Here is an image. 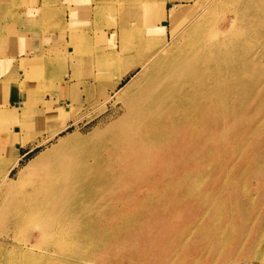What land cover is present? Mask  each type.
I'll list each match as a JSON object with an SVG mask.
<instances>
[{
	"label": "rangeland",
	"instance_id": "rangeland-1",
	"mask_svg": "<svg viewBox=\"0 0 264 264\" xmlns=\"http://www.w3.org/2000/svg\"><path fill=\"white\" fill-rule=\"evenodd\" d=\"M213 1L21 0L12 4L8 0L1 5L0 74L7 72L11 63L1 51L10 47L17 34L10 24L13 18L3 15H10L18 5L33 13L29 24L42 30L39 41L63 44L64 52L58 49L44 53V66L26 58L21 86L34 90L16 104L0 107V259L10 250L23 249L22 255L15 256L18 264H264V0H239L238 7L245 5L240 9L242 17L231 4ZM173 8L178 12L167 15ZM49 32L52 37H43ZM211 32L225 33L224 44L231 51H225L219 62H196L184 71L191 77V127L178 126L172 131L176 130L179 144L190 136L191 141L178 152L175 146L166 148L165 153L157 152L156 140L147 135L143 138L147 133L143 124L124 127V120L136 108L129 105V100L109 96V80L102 84L94 79L99 62H105L108 56L115 59L113 49L127 55L125 62H130L133 69L123 79V87L156 43L178 44L184 34L193 42L198 34ZM144 44L147 52L138 50ZM185 54L180 50L175 57ZM57 71L63 74L60 84L70 91L69 98L40 95L41 91L55 89ZM141 78V85L146 86L154 76L144 71ZM45 107L51 108L52 116L56 113L53 108L63 111L69 127L29 153V148H21L23 157L6 178L17 156L13 136L22 128L16 120L4 118L6 113L17 112L21 120L27 119L30 126L24 128L22 137L30 135L38 140L47 135L51 123L59 121L58 115L50 122L49 116L45 119L43 115L23 113L26 109L43 112ZM130 132L133 135L129 136ZM140 151L149 155L146 166L153 171L145 176H159V185L150 178L141 179L147 183L137 181L144 163L135 161L133 153ZM176 154L191 158V166L185 170L195 177L194 181L203 179L197 183L201 196L196 191L191 193L188 210H155L149 204L160 186L164 188L169 181L166 173ZM200 173L203 177H197ZM243 190L246 197L242 200ZM231 195L240 202L247 201V205L237 207L229 201L226 208L218 207L224 202L219 203L221 199ZM201 199L211 200L214 207L201 205ZM38 204L44 209L36 212ZM34 214L38 216L35 219ZM44 225L50 226L51 233L55 228L62 235L49 238ZM136 234L141 236L135 238ZM90 257L97 263L85 262Z\"/></svg>",
	"mask_w": 264,
	"mask_h": 264
},
{
	"label": "bare ground",
	"instance_id": "bare-ground-1",
	"mask_svg": "<svg viewBox=\"0 0 264 264\" xmlns=\"http://www.w3.org/2000/svg\"><path fill=\"white\" fill-rule=\"evenodd\" d=\"M226 2L228 5L231 4V7H233L237 13V16L242 17V11L240 9L243 10V7H245L244 4H242V6L238 7V1L239 0H214L213 2ZM250 2V1H249ZM165 8V7H164ZM212 10V9H211ZM178 11L175 10L174 8L169 12L166 13L167 15L171 16V15H175ZM166 14L164 13V18L166 16ZM137 18V17H136ZM136 25V24H135ZM149 25V24H148ZM137 26V25H136ZM135 26V27H136ZM146 26V24H145ZM138 27V26H137ZM115 34L118 33V31H114ZM151 31L148 30V33H150ZM225 34V33H224ZM224 34L217 32V33H200L198 34L197 38L195 41L191 42V37L184 34V40L181 41V43L178 44H174L173 42H168V43H164V41H162L163 37L161 38L163 44H157V46H155L154 50H150L151 52L146 56V58L137 64L136 68H139L137 73L135 75H133L131 77V79L123 86L121 87L120 85L122 84L123 79L125 78L126 75H128L129 73H131V70L133 69V67L131 66L132 64L125 62V58L127 57V55L125 53H120L119 50H115L113 49L111 53H113V55H117V57H115V59H108L105 62H99V66H98V73L94 76V79L97 80L98 82L102 83L105 82L106 80H109L111 82V92L109 93V96H111L110 94H115L117 96L122 97V99H126L129 100L128 103L129 105H131L132 107L136 108V111L132 112V114L130 113L126 120H124L123 124L124 127H130V126H134V125H142L145 126L146 129H143L144 132L147 131V133L143 134V138L145 137L144 135H147V138H152L154 140H156V143L158 144L157 147V152H162L164 151L166 148H171L172 146H175L176 151L178 152V148L181 149V146L184 147L187 144V141H191V136L189 137V139L187 141H184L182 144H179V138L177 135L176 130L172 131L173 128L178 127V126H186L184 129H189L191 127V86H189V84L191 83V77L190 75L187 74V72H184L187 68H191V64H194L196 62H203V63H212V62H219L220 61V56L225 52V51H231V48H226L225 44H224V40L225 37L223 36ZM164 36V35H163ZM154 38V37H152ZM222 41V42H220ZM161 42V43H162ZM146 43V41H145ZM154 43V44H155ZM221 43V44H220ZM152 44V42H151ZM153 44V45H154ZM155 44V45H156ZM148 46L144 44L143 48H138V50H143L145 52H147L148 50ZM180 50H184L186 51V57H180V56H176L175 57V53H179ZM124 52V51H123ZM111 56V55H110ZM104 59H102L103 61ZM141 60V59H140ZM100 61V60H99ZM192 61V63H191ZM129 64V66H127ZM175 66H172V65ZM168 66H171L169 69H166ZM134 68V69H136ZM150 68V69H149ZM149 69V70H148ZM144 71H146V73H149L151 75L154 76V79L150 80L149 82H146V86L141 85V75L144 73ZM142 73V74H141ZM72 75V74H71ZM181 76H185L187 78H185L184 80L181 79ZM70 79V78H69ZM71 80V79H70ZM69 80V81H70ZM67 80L64 79V83H66ZM110 86V85H109ZM110 89V88H109ZM253 93V92H252ZM251 95V93H250ZM60 103V102H59ZM134 104V105H132ZM25 108V107H24ZM23 108V109H24ZM54 112H56L54 114V116L59 117V121L56 122L55 118L51 114V108H46L43 109V112H31L29 110L26 109V111L23 113V115L25 114H30L34 117H39V115H43L45 117V119H48L49 116V120L50 122L52 121V119L55 120V122L52 124L51 123V129L49 130V132L47 133V135L43 136V138L41 139H35L30 135H26V139L22 137V133L25 131L24 128H26V126H30V124L28 123L27 119L21 120L20 118L22 117L21 114L17 113V112H11V113H6L5 117L8 120H16V122L18 124H21L22 128L20 127L19 130L16 131V134L14 137V142H16V158L14 159V162L12 164V166H10V168L8 169V173L6 174V178H9L11 172L14 170V168H16L19 165L20 159L23 157V155L19 154V151L21 148H29V152H31L32 150H34L36 147L41 146L43 144H46L50 141H52V139H55L57 136L60 135L61 132L65 131L68 127L69 124L67 122H65V119L67 118L63 113V111H61L60 109H55L53 108ZM53 113V112H52ZM58 113V114H57ZM8 117V118H7ZM54 117V118H53ZM27 118V117H26ZM29 118V117H28ZM5 119V121L3 120V124L7 121ZM62 121H61V120ZM185 123V125H183ZM245 123V121H244ZM244 123L242 125H244ZM6 124V123H5ZM122 124V123H121ZM122 124V125H123ZM227 124V123H226ZM223 125V123H222ZM218 126V125H217ZM224 127V126H223ZM214 128V127H213ZM222 128V127H221ZM124 129V128H123ZM218 129V128H217ZM226 129V128H225ZM244 129V128H243ZM39 131V130H38ZM191 131V130H190ZM214 131V130H213ZM251 131V130H250ZM34 132V131H33ZM241 134L242 131L240 130ZM247 132V131H246ZM244 133V130H243ZM209 134V133H208ZM232 134V133H230ZM236 134V132H235ZM239 134V135H241ZM249 134V133H248ZM247 134V135H248ZM32 135V134H31ZM35 135V134H34ZM133 134H131V132L129 133V136H131ZM238 135V134H237ZM138 136V135H137ZM219 137V136H218ZM230 137V135H229ZM233 137V135H232ZM239 137V136H238ZM237 137V138H238ZM138 139L141 140L138 136ZM232 141L234 138H231ZM224 142V141H223ZM155 143V144H156ZM212 143V142H211ZM215 143V142H214ZM217 143V142H216ZM229 143V142H227ZM210 144V143H209ZM213 144V143H212ZM207 145V144H206ZM229 145V144H228ZM231 145V144H230ZM229 145V146H230ZM225 146V145H224ZM198 147V146H197ZM225 147H228L227 145ZM231 147V146H230ZM206 148V147H205ZM7 149V148H6ZM10 149V148H9ZM166 149V150H167ZM188 149V148H187ZM231 149V148H230ZM165 150V151H166ZM203 150V149H202ZM164 151V153H165ZM187 151V150H186ZM185 151V152H186ZM264 151V150H263ZM18 153V154H17ZM163 153V154H164ZM191 153V150H190ZM136 154L135 156V161L138 162H142L144 163V167L142 169H140L138 172H140L142 175H139L138 177L136 176L137 181H139V179L141 180L143 179H151V181L155 184L157 183V185H159V179L158 177H154L151 176L149 178H147L148 174L153 172L152 170L147 168V164L149 162V155H147V153H145L144 151H140L137 153H133ZM188 154V153H187ZM186 154V155H187ZM202 154V153H201ZM226 154V153H225ZM229 156V152L227 153ZM180 155V154H179ZM178 154H176V157H173V161H170L169 163H171L170 165L172 166V168H170L169 173H166V179H168L169 181L166 183V185L164 186V188H162L160 186V191H158L156 193V196L154 195L151 203L149 204L150 207H158L159 209H161L160 207H170L169 210H174V211H181L183 210L184 207H188L187 210L189 209V207L191 208V193H196L198 194V197L201 196V189L199 188L200 185H197L198 182H201L203 179L201 178L200 181H194L195 177H192L191 174L187 173V170H185V168L191 166V158L189 159L188 157L181 156L179 157ZM190 155V154H189ZM163 156V155H162ZM54 157V156H53ZM227 157V155L225 156ZM6 158V157H5ZM199 158V157H198ZM202 159V157H201ZM225 161V160H223ZM222 161V162H223ZM201 162V161H200ZM253 162V161H252ZM57 164V163H56ZM221 164V163H220ZM256 164V162H255ZM32 165L34 166V163H32ZM55 165V164H54ZM242 169V168H241ZM244 169V168H243ZM256 167L255 170L256 171ZM41 171V170H40ZM53 171V170H52ZM159 171V170H158ZM24 172V171H22ZM42 172V171H41ZM56 172V169L54 171V173ZM248 172V170L246 171ZM250 172V171H249ZM208 173V172H207ZM256 173H258L256 171ZM255 173V174H256ZM23 174V173H22ZM30 174V173H29ZM38 174V173H37ZM250 174V173H249ZM254 174V173H253ZM147 175V176H145ZM251 175V174H250ZM43 176V175H42ZM203 177V174L200 173L197 175V177ZM146 177V178H144ZM5 178V177H4ZM30 178V177H29ZM261 178V177H258ZM164 179V178H163ZM7 179H4V181H6ZM37 180V179H36ZM172 180V181H170ZM167 181V180H166ZM145 182L144 180H141L140 183ZM33 183V181H32ZM147 183V182H145ZM152 184V183H151ZM145 185V184H144ZM147 185V184H146ZM150 186V185H149ZM154 186V185H153ZM152 187V186H150ZM82 188V187H81ZM83 189V188H82ZM81 189V190H82ZM138 189V188H137ZM145 189V188H144ZM154 189V188H153ZM221 189V188H220ZM27 190V189H26ZM146 190V189H145ZM151 190V189H150ZM83 191V190H82ZM149 191V190H148ZM193 191V192H192ZM204 191V190H203ZM218 192V190H217ZM54 193V192H53ZM246 191L243 190L242 192V200L246 197L245 195ZM264 193V192H263ZM138 194V193H137ZM136 194V197H137ZM146 195V194H145ZM217 195V194H216ZM237 195V194H236ZM241 195V194H240ZM141 196V195H140ZM226 196V195H225ZM230 196V195H229ZM227 196L224 197L226 199L224 200H220V202L224 201L222 205L218 206V207H227V203L230 202H234L233 204L237 207H244L245 205H247V201L246 202H240V199L237 198L235 196V198L233 199L232 195L231 197ZM146 197V196H145ZM200 198V197H199ZM134 200V198L132 199ZM195 200V199H194ZM196 200L198 201V199L196 198ZM40 201V200H39ZM131 201V200H130ZM138 201V200H137ZM127 202V201H126ZM129 202V200H128ZM127 202V203H128ZM136 202V201H135ZM201 205H205V207H214V203L211 200H207V199H201L200 201ZM146 203V202H145ZM217 203V202H216ZM218 203V204H219ZM132 204V202H131ZM147 204V203H146ZM217 204V205H218ZM133 205V204H132ZM140 205V204H139ZM233 205V206H234ZM43 206V205H41ZM131 206V205H130ZM129 206V207H130ZM134 206V205H133ZM144 206V205H143ZM132 207V206H131ZM136 207V206H135ZM41 209H44V207H35V211L38 212ZM135 209H138L137 207ZM162 210V209H161ZM164 210V208H163ZM129 211V210H128ZM159 211V210H157ZM173 211V212H174ZM26 212V211H25ZM150 213H152V211H149ZM154 212V211H153ZM165 211H162V213ZM172 212V211H171ZM172 212V213H173ZM35 213V212H34ZM149 213V214H150ZM157 213V212H155ZM166 214L168 212H165ZM175 213V212H174ZM173 213V214H174ZM28 212L25 213L24 217H27ZM41 214V213H39ZM164 214V215H166ZM176 214V213H175ZM188 214V213H187ZM129 215V214H128ZM161 216L162 218L164 217ZM170 215V213H169ZM167 215V216H169ZM172 215V214H171ZM185 215V214H184ZM233 215V214H232ZM131 216V215H129ZM127 216V217H129ZM159 216V215H158ZM17 217V216H16ZM15 217V218H16ZM38 217L34 214V219ZM126 217V218H127ZM133 217V216H132ZM136 217V216H135ZM153 217V216H151ZM149 217V218H151ZM155 217V216H154ZM153 217V218H154ZM157 217V216H156ZM155 217V218H156ZM184 217V216H183ZM202 218V217H201ZM207 218V217H206ZM240 218V216H239ZM262 217H260L261 219ZM135 219V218H134ZM157 219V218H156ZM161 219V218H160ZM209 219V218H208ZM133 220V219H132ZM145 220V219H144ZM149 220V219H148ZM152 220V219H151ZM162 220V219H161ZM39 221V220H36ZM48 222H51L49 219L47 220ZM121 221V220H120ZM210 221V220H209ZM126 222V221H125ZM131 222V221H129ZM136 222V221H135ZM146 222V221H145ZM144 222V223H145ZM155 222V219L153 221V223ZM157 222V220H156ZM155 222V223H156ZM118 223V222H117ZM116 223V224H117ZM143 223V222H142ZM149 223V222H146ZM144 224L145 226H147L148 224ZM151 223V222H150ZM152 223V224H153ZM259 223V222H258ZM44 224V223H43ZM52 224V223H51ZM120 224V223H119ZM124 224V223H123ZM47 225V224H46ZM161 225V222H160ZM261 225V224H260ZM127 226V225H126ZM130 226V225H129ZM149 226V225H148ZM165 226V224H164ZM170 226V225H169ZM173 226V225H172ZM200 226V225H199ZM203 226V225H202ZM45 227V225H44ZM155 227V226H154ZM153 227V228H154ZM159 227V226H158ZM168 227V225H167ZM166 227V229H167ZM174 227V226H173ZM180 227V226H179ZM198 227V226H197ZM226 227V226H225ZM148 228V227H147ZM151 228V226H150ZM177 228V227H176ZM227 228V227H226ZM28 229V228H27ZM128 229V228H127ZM132 229V228H131ZM134 229V227H133ZM141 229V227L139 228ZM156 229V227H155ZM154 229V230H155ZM160 229V228H159ZM164 229V228H161ZM175 229V228H174ZM173 229V231H174ZM203 229V228H202ZM215 229V228H214ZM213 229V230H214ZM219 229V228H218ZM46 230V236H49V238L54 239L56 237L61 236L62 234H60L59 232H57L54 228V231H52V233L50 232V226L45 227ZM44 230V232H45ZM145 230V229H144ZM143 230V231H144ZM148 230V229H147ZM153 229L151 228L150 231H152ZM157 230V229H156ZM192 230V229H191ZM204 230V229H203ZM216 230V229H215ZM228 230V228H227ZM226 230V231H227ZM128 231V230H126ZM130 231V230H129ZM142 231V232H143ZM163 231V230H161ZM217 231V230H216ZM139 232V231H138ZM141 231L139 232L140 234L142 233ZM158 232V231H157ZM155 232V233H157ZM120 233H121V229H120ZM128 233V232H127ZM133 233V232H132ZM136 233V231H135ZM159 233V232H158ZM162 233V232H160ZM159 233V234H160ZM186 233V231H185ZM190 233V232H188ZM187 233V234H188ZM214 233V231H213ZM219 233V232H218ZM126 234V233H125ZM149 234V232L147 233ZM158 234V235H159ZM163 234V233H162ZM180 234V233H179ZM51 235V237H50ZM129 235H133V234H129ZM137 235V234H136ZM150 235V234H149ZM184 235V234H183ZM45 236V239L47 238ZM108 236V235H107ZM139 234L136 237H138ZM141 236V235H140ZM139 236V237H140ZM148 236V235H147ZM150 236H154V234L151 233ZM157 236V235H156ZM181 236V235H180ZM131 237V236H130ZM129 237V238H130ZM161 237V236H160ZM184 237V236H183ZM39 238V237H38ZM42 238V237H41ZM132 238V237H131ZM133 238V239H135ZM186 238V237H185ZM48 239V238H47ZM46 239V240H47ZM139 239V238H138ZM153 239H157L153 238ZM152 239V240H153ZM217 239V238H216ZM44 240V239H43ZM85 240V239H84ZM151 240V239H150ZM159 240V239H158ZM209 240V239H208ZM86 241V240H85ZM131 241V240H130ZM156 241V240H155ZM134 242V241H133ZM136 242V241H135ZM154 242V241H153ZM152 242V243H153ZM139 240H138V244H139ZM148 243H151L148 242ZM184 243V242H183ZM206 243V242H205ZM131 244L130 242L128 243V245ZM135 244V243H134ZM200 244V243H199ZM203 244V243H202ZM87 245H85L84 247H86ZM114 246V245H113ZM207 246V245H206ZM127 247V246H126ZM125 247V249H126ZM129 247L131 248V246L129 245ZM138 247V246H137ZM208 247V246H207ZM206 247V248H207ZM220 247V246H219ZM136 248V247H135ZM149 248V247H148ZM191 248V247H190ZM198 248V247H197ZM114 249V247H113ZM112 249V250H113ZM165 249V247H164ZM188 249V248H187ZM192 249V248H191ZM205 249V248H204ZM212 249V248H211ZM220 249V248H219ZM30 250V249H29ZM124 250V249H123ZM166 250V249H165ZM190 250V249H189ZM16 251V252H15ZM24 250H10L9 254H3V256L1 257L0 264H18L16 257L15 256H20L22 255L24 252ZM28 251V250H27ZM31 251V250H30ZM126 251V250H125ZM163 251V250H162ZM161 251V253H163ZM210 251V250H209ZM32 252V251H31ZM131 252V251H130ZM174 252V251H173ZM196 252V251H195ZM124 253V252H123ZM129 253V252H128ZM170 253V252H169ZM192 253V252H190ZM113 254V253H111ZM110 254V255H111ZM159 254V253H158ZM158 254L156 256H158ZM208 254V253H207ZM122 255V254H120ZM119 255V256H120ZM183 255V254H182ZM181 255V256H182ZM114 256V255H113ZM117 256V255H115ZM155 256V257H156ZM161 257V254L159 255ZM167 256V255H165ZM164 256V257H165ZM194 256V255H193ZM202 256V255H201ZM171 257V255H170ZM180 257V256H179ZM110 258V257H109ZM108 258V259H109ZM118 258V257H117ZM167 258V257H166ZM116 259V258H114ZM125 260V259H124ZM173 260V259H172ZM86 261H91L93 263H97L96 262V258L95 257H90L88 259H85ZM108 261V260H107ZM186 261V260H185ZM111 262V261H110ZM108 263V262H106ZM105 263V264H106ZM154 263V261H153ZM181 263V262H179ZM22 264H29V263H22ZM183 264V263H182Z\"/></svg>",
	"mask_w": 264,
	"mask_h": 264
},
{
	"label": "crops",
	"instance_id": "crops-1",
	"mask_svg": "<svg viewBox=\"0 0 264 264\" xmlns=\"http://www.w3.org/2000/svg\"><path fill=\"white\" fill-rule=\"evenodd\" d=\"M7 1L8 0H0V9L1 5L6 4ZM20 2L21 0H12L11 3L20 4ZM72 6L74 8L76 7L73 4ZM87 6L88 4L83 8L86 10ZM18 7L16 9L13 8V11L10 15H3L7 19L13 18L14 22L10 24L15 29L17 34H14L13 42L10 43V47L7 48L6 51H3V49L1 51L4 57H7L11 60V63L9 70L3 74H0V107L1 105L12 106V104H16L23 96L28 97L30 90H34L29 88L28 90L23 89V87L21 86L22 82L25 79L22 64L26 58H30L32 60V63L33 61H38L37 65L44 66L46 63V60H44L43 58L44 53L49 54L53 51L58 52V49L64 52L63 44H53L52 41L45 43V40L43 42H40L39 39H41L42 30L40 29L39 25H36L37 28H35L32 27L31 24H29L30 20L33 21V13L28 9H21L20 5H18ZM66 9L68 14L69 10L67 7ZM68 19L69 18H67V20ZM52 36V32L43 34V37H47V39ZM59 62L62 64V58L59 59ZM60 74L61 72L59 71H57L55 74L56 78L55 82H53L55 85V89L49 90L48 92L41 91L40 95L44 94L49 99L51 94H53L55 98H69L68 93L70 91L64 89L60 84L63 78V74Z\"/></svg>",
	"mask_w": 264,
	"mask_h": 264
}]
</instances>
